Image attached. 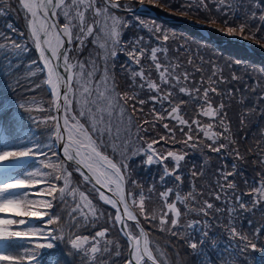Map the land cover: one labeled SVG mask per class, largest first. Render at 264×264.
<instances>
[{
	"label": "snow or ice",
	"instance_id": "snow-or-ice-1",
	"mask_svg": "<svg viewBox=\"0 0 264 264\" xmlns=\"http://www.w3.org/2000/svg\"><path fill=\"white\" fill-rule=\"evenodd\" d=\"M210 3L215 15L205 0L178 10L209 12L227 36L264 39V0ZM148 5L0 0V264H264V223L249 218L264 215V151L247 177L251 150L233 132L221 65L146 22ZM17 10L23 29L8 19ZM129 28L148 39L125 40ZM252 91L250 107L248 96L237 101L241 127L264 121V90L257 82ZM213 156L220 163L209 183ZM140 169L150 177L134 178Z\"/></svg>",
	"mask_w": 264,
	"mask_h": 264
},
{
	"label": "trees",
	"instance_id": "trees-1",
	"mask_svg": "<svg viewBox=\"0 0 264 264\" xmlns=\"http://www.w3.org/2000/svg\"><path fill=\"white\" fill-rule=\"evenodd\" d=\"M134 1V0H133ZM183 3H187V0H182ZM191 2V1H190ZM205 2H209V7L212 8V13H215L214 6L210 3V0H205ZM146 4L148 2L145 1ZM15 6V5H13ZM150 9H152L157 15H160L166 19H169L170 21L162 20L159 17L154 16H146L143 18L148 19L150 22L152 20H155L156 23L163 24L165 27H168L169 29L175 30L178 35L186 36L188 38H194L197 41L204 42L207 44H210L211 46H214V48L221 52V55L228 57L230 60H232L233 64L238 65L236 63V60L239 59L241 62L239 64L244 63L250 68H254L256 72V79L250 80V85L255 84L258 82L260 85L264 84V71L258 72V70H261L262 67H264V40L260 39V37H257V40L261 44H254L253 38H245V36L236 37V38H228L229 36H223L218 29L207 22V17L210 15L209 12L200 9L197 11L196 14H193L192 12L188 15H182L181 12L178 10L174 11L169 6H165L163 3L157 1L156 4L149 5ZM18 14V20L19 24H16L17 28L23 29V14L16 11ZM211 13V14H212ZM118 14H124L123 12H118ZM15 15V16H16ZM9 19L11 18V14L8 16ZM21 18V19H20ZM11 21L14 19L11 18ZM204 23L205 24V30L208 32L207 35H205L199 28H197L196 24ZM214 28V29H211ZM245 39H241V38ZM257 41V43H259ZM249 43V45H247ZM238 88V84L236 85L235 89ZM261 90L264 88L260 87ZM239 90L236 89L235 91V97L234 99H231L230 107L228 110V116L230 119V122L232 124L233 132L236 134V138L240 141V149L242 152L251 150L249 152V158L247 164H244L243 167L245 169V175L249 178H254L257 176L258 168L253 163L254 159L257 156V153L260 151H264V135L261 134V128L264 127V121H253L251 123L246 122V126L241 127L240 126V115L244 111V108L240 106V104L237 103L240 96L238 92ZM259 94V93H257ZM252 98H249V101H246L245 107L251 106ZM225 102L227 103L228 100L225 98ZM148 107L146 106L144 109L145 114L148 113ZM189 114H191V110H189ZM144 118V117H142ZM147 118H151L148 116ZM162 134V131L160 129L157 130ZM161 144L164 142L161 141ZM259 144V147L257 145ZM197 161L199 160L198 157H196ZM192 158H189L187 163V168L191 169V166L193 163H191ZM200 161V160H199ZM195 163V162H194ZM220 163V161H219ZM217 167V166H216ZM152 171L155 172V167L152 168ZM210 171L208 170L209 176ZM134 178H140L145 179L150 177V173L146 172L142 169L136 170L133 173ZM213 176L211 181L207 179L209 183L213 182ZM200 182L199 178L197 179V182ZM237 183L239 184L240 188L243 189L245 192L247 191V186L243 183L241 178H237ZM199 186V185H198ZM249 218L253 219L255 222L264 223V215H261L260 212H256L255 215L250 216ZM245 226H247V221H244ZM154 239L158 241V243L161 245L162 248H166L167 252L169 253V259L171 261H175L176 256L173 252L172 247L168 246L166 244V237L161 235L160 233H155ZM123 243V241H122ZM176 249L180 252L181 256L185 255V252L183 248L179 245L176 246Z\"/></svg>",
	"mask_w": 264,
	"mask_h": 264
},
{
	"label": "rangeland",
	"instance_id": "rangeland-1",
	"mask_svg": "<svg viewBox=\"0 0 264 264\" xmlns=\"http://www.w3.org/2000/svg\"><path fill=\"white\" fill-rule=\"evenodd\" d=\"M146 2H148V0H145ZM161 3H163L165 6H169V5H173V7H170L172 10L174 11H177L178 12V8H179V5L181 4H184L182 0H157ZM188 2H192V3H198L199 0H187ZM118 2H121V0H118ZM129 2H135V0H129ZM187 2V3H188ZM146 4V3H145ZM156 4V3H155ZM148 5V4H146ZM149 7V5H148ZM150 8V7H149ZM153 12H151L152 14ZM191 13V12H189ZM18 14L17 12L11 14V18H13L14 20L12 21L15 25L16 24H19V20H18V16L16 15ZM23 14V13H22ZM118 14V13H117ZM216 13H212V15H215ZM16 15V16H15ZM118 15H123V14H118ZM10 18V19H11ZM9 19V17H8ZM9 19V20H10ZM21 19V18H20ZM145 19L146 22H150L148 19L146 18H143ZM0 22H3V21H0ZM197 28H199L205 35L208 34V32L205 30V24L204 23H200V24H196ZM23 27H24V24H23ZM20 29V28H18ZM211 29H214V28H211ZM144 35L145 36V39L147 40L148 39V36H147V30L144 29V30H139V29H135V28H129V29H126L124 31V34H123V38L125 40L129 39L130 37H132L133 35ZM177 34V33H176ZM223 36H226V34L224 33H221ZM260 33L257 34V37H260ZM177 36L180 39L179 42H183V39L184 38H187L188 40V44L185 45V47H190L191 48V51L192 53L194 54L196 51H197V48L200 49V56H203L205 61L211 59L213 61H216L218 64L221 65V69H222V74H223V77L225 79L221 80L220 81V90L224 91L225 93H227L228 89H231L233 91V96H232V99H234L235 97V91L236 89H238L240 92L239 93V96L241 97L242 95L243 96H248L249 98H252L253 97V91H252V86L254 85H250L249 81L250 80H254L256 79V70H254V68H250L248 67L247 65H245L244 63L242 64H238V65H235L233 64L232 60H230L228 57L226 56H223L221 55V52L216 50L214 48V46H211L210 44H207V43H204V42H200V41H197L195 40L194 38H188L186 36H181V35H178ZM257 37L255 38V41H254V44H261L258 40H257ZM228 38H236V36H229ZM241 39H245V38H241ZM264 40V39H262ZM257 41L259 43H257ZM205 45H207L205 47ZM247 45H249V43H247ZM91 42L89 41V47H91ZM171 47L173 49H175L176 47V43H172L171 44ZM176 55L179 56L180 60L184 62L185 66L188 67L189 71L192 70V66L190 65H187V57L189 55V53L187 52H179V53H176ZM119 58H120V61H123L126 57H125V54L124 53H119ZM193 60H194V64H199V57L197 56H194L193 57ZM258 72H261V70H258ZM211 73V68L208 67L207 65L205 66V70H204V75L207 76L208 74ZM233 73H235L236 77H238L239 79H233ZM219 77V73L217 74V78ZM197 79H199V76L196 77ZM257 83V82H256ZM255 83V84H256ZM238 84V88L235 89L236 85ZM259 87H262L264 88V84L263 85H260L259 84ZM264 90V89H263ZM37 98H39V95L37 94ZM225 98L227 99V96H225ZM164 144V143H163ZM168 146H171V142L169 141V144ZM196 157L199 158V160L201 159L200 157V153L197 151L196 153L194 154H190V158H192L191 160V163H197L199 164V160L197 161ZM231 159H233L232 157H228V160L230 161ZM210 165L211 167L209 168V176H206V179H209V181H211L212 179V172L214 171V168L216 166L219 165V161L217 160V158L215 156H213V159L212 161L210 162ZM214 178V177H213ZM199 181H198V185H199Z\"/></svg>",
	"mask_w": 264,
	"mask_h": 264
},
{
	"label": "water",
	"instance_id": "water-1",
	"mask_svg": "<svg viewBox=\"0 0 264 264\" xmlns=\"http://www.w3.org/2000/svg\"><path fill=\"white\" fill-rule=\"evenodd\" d=\"M151 12H153V13L152 14L150 13V16L159 17L162 20L170 21L169 19H166L160 15H157L153 10Z\"/></svg>",
	"mask_w": 264,
	"mask_h": 264
}]
</instances>
